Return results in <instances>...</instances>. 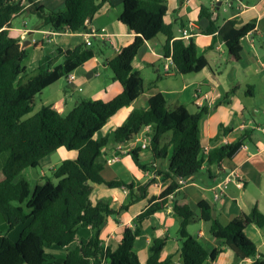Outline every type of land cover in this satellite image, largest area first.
Instances as JSON below:
<instances>
[{
  "label": "trees",
  "instance_id": "obj_1",
  "mask_svg": "<svg viewBox=\"0 0 264 264\" xmlns=\"http://www.w3.org/2000/svg\"><path fill=\"white\" fill-rule=\"evenodd\" d=\"M109 0H66L64 9L51 11L29 0L28 12L36 15L44 28L54 33H76L86 29ZM248 0H240L247 2ZM24 0H0V215L7 233L0 231V264H142L134 251L136 240L142 235V224L168 205V199L180 188L179 179L189 180L206 163L209 167L231 159L241 148L243 140L209 152L205 158L200 141L201 114H191L184 106L171 108L161 94L152 97L148 109H136L118 127L113 139L95 140L96 133L123 108L134 102L136 94L144 90L143 80L133 70V62L145 43L163 35L166 37L164 56L172 58L176 72L182 76L197 74L208 66L204 52L193 40L175 38L174 24H167V0H123L120 21L135 34L132 44L107 62L123 93L110 102L82 100L69 114L61 115L51 106H43L34 116L23 120L33 111L34 99L48 87L67 78L77 68L94 58L93 49L80 44L72 50L58 53L62 64L52 68L49 56L41 60L38 72L26 79L28 52L21 41L10 36L14 17L24 13ZM206 18L204 35H215L224 43L232 59H241V41L256 30V20L238 28L236 20L227 21L221 28L204 7L199 19ZM152 128L151 147L155 160L167 158V150L160 147L162 138L170 134L167 147L172 149L167 171H155L156 177L144 185L126 184L120 180L107 181L102 177L106 166L103 150L111 143L127 144L144 128ZM77 152L74 160H64L50 179L32 186L23 177L28 169H36L41 161L59 149ZM136 167L147 171L151 166L140 162L139 151L130 153ZM157 177L170 181L159 196L152 197L147 207L135 219L134 226L124 229L121 243L115 250L106 248L101 239L102 228L109 217H117L133 204L145 200L148 189ZM92 184L109 189H125L128 200L119 210L100 201L92 205L89 198ZM172 212L182 219L178 236L182 257L188 264L214 262L220 251L209 253L188 232L197 221L210 225V234L233 252L240 260L256 259L258 249L246 235L253 222L264 228V215L255 212L253 218L239 217L224 226L213 215L206 202L198 205L200 215L186 205L171 203ZM20 228L19 235L13 232ZM81 229H88L87 238H77ZM167 239H154L153 251L144 264H174L173 256L161 260ZM50 250H66L58 257ZM253 264H264L257 258Z\"/></svg>",
  "mask_w": 264,
  "mask_h": 264
},
{
  "label": "crops",
  "instance_id": "obj_2",
  "mask_svg": "<svg viewBox=\"0 0 264 264\" xmlns=\"http://www.w3.org/2000/svg\"><path fill=\"white\" fill-rule=\"evenodd\" d=\"M38 7L44 6L51 11L64 9L66 0H32ZM168 15L172 10L177 12L174 24L175 38L176 27L185 29L193 25L194 36L190 39L195 42L198 49L204 52L208 66L197 74L186 76L178 75L175 67H170L168 72L165 66L169 63L164 56V36L158 44L159 35L154 40L147 42L139 50L133 62V70L138 72L143 80L144 90L134 97L131 106L120 110L94 139H113L115 130L120 127L136 109H148L149 100L161 94L168 106H184L191 114H201L199 122V137L206 158L209 152L234 144L243 140L241 148L231 158L224 160L220 165H203L201 171L187 180L174 195L168 199V205L158 211L142 224V235L136 240L134 251L139 256L142 264L146 263L153 251L154 239H167V244L162 252L161 260L173 256L174 264H188L182 257L178 231L182 219L172 212L171 203L188 206L199 217L198 205L206 202L210 205L213 215L224 226L239 217L253 218L254 213L264 215V0H248L240 2L235 0H167ZM219 2L222 4L219 6ZM26 7L24 13L17 15L11 22L10 36L21 41V45L31 39L26 45L27 52L32 51V71L27 70L26 79L35 75L44 56L51 59L54 68L63 62V57L58 53L72 50L83 43L84 35L91 29H105L110 36L105 40L95 38L92 40L91 49L94 58L77 68L72 75V81L63 78L51 88L61 82L57 88V95L46 101L45 106H51L61 115L69 114L82 100L110 102L123 93L120 82L113 79L112 72L107 62L119 55L122 49L133 43L135 34L121 23V13L117 7L123 5V0H109L103 4L100 11L87 24L86 29L76 33H54L37 23L34 27H26V21L16 25L15 21L28 12L29 0H24ZM171 7V8H170ZM204 7L221 28L227 21L236 20L240 28L252 20H256L254 34H249L241 41V59L236 62L230 56L224 43L215 35H204L201 31L208 26L206 18L199 19L201 8ZM69 37L63 46L51 50L46 54L51 43L56 39ZM176 76V77H175ZM174 78L179 79V85ZM49 88V87H48ZM47 88V89H48ZM46 90V89H45ZM43 94V91L42 93ZM262 114H259L261 113ZM152 131V128H151ZM143 130L136 135L129 146L132 153L139 151L140 162L144 166H151L147 171L138 169L129 154L120 156L114 163L107 164L102 172V177L107 180H120L126 184L134 183L144 185L156 177L155 171H167L172 149L168 148L169 136L165 135L160 147L167 150V158L155 160L151 144L147 149H142L144 139ZM117 145L111 143L103 150L104 159L110 158ZM107 176H104V173ZM170 184L157 177V182L149 187L145 200L133 204L127 211L117 217H109L102 228L101 239L104 246L115 250L121 243L125 228L134 226V219L145 210L149 200L159 196ZM94 185V184H93ZM92 186L89 201L96 205L100 201L109 203L112 210H119L128 200L125 189H109L104 185ZM222 188L219 199L215 198L214 190ZM3 220V218H2ZM4 221V220H3ZM5 224V222H4ZM188 232L196 238L205 249L211 253L217 249L219 256L214 262L206 264H253L257 258L264 259V228H259L255 222L248 226L246 235L255 243L258 249L256 259L240 260L235 252L225 247L221 240H216L210 234V225L197 221L188 226ZM6 224L0 231L6 232ZM14 234V232H13ZM112 244H116L115 247Z\"/></svg>",
  "mask_w": 264,
  "mask_h": 264
},
{
  "label": "rangeland",
  "instance_id": "obj_3",
  "mask_svg": "<svg viewBox=\"0 0 264 264\" xmlns=\"http://www.w3.org/2000/svg\"><path fill=\"white\" fill-rule=\"evenodd\" d=\"M205 3H208L211 0H203ZM169 4V6H171V2L167 1V5ZM171 8V7H170ZM117 11L119 13H123V5L117 7ZM177 18V12L175 11V13L171 10L166 21L173 23L174 20ZM23 21H26L27 26L26 27H34L37 23H41L42 21L36 16V15H24L21 18H18L17 21H15L16 25L21 26L20 24H22ZM176 26V25H174ZM176 31L178 34L179 33V28L176 27ZM163 35H159L158 40L155 41V43L158 44V42L163 39ZM69 37H62L59 38L58 40L56 39V42L51 43L49 45V49H47L45 52L46 54L50 53L51 50H54L56 48H58V46H63L64 45V41L69 40ZM33 53L31 50H29L28 52V59L26 60V62L24 63V65L27 67V70L29 72L32 71L33 67V57H32ZM109 73H111L112 71L109 69L108 70ZM113 74V72H112ZM179 74H176V76L178 77ZM175 76V77H176ZM113 79H114V75H113ZM180 78H174V81L176 82L177 85H179ZM63 84V82H61L60 84H58L57 86L54 87H49L48 89L43 91V94H39L35 97L34 99V106H33V111L24 116L23 120H26L32 116H34L43 106L46 105V101L50 99L51 97H55L57 95V88L60 87ZM259 114H262L259 113ZM168 136H170V134H167ZM77 158V152L75 151H71L68 152L67 150L61 148L58 151H56L55 153L49 155L48 157H46L44 160L41 161V164L38 168L36 169H28L23 173V177H25L27 180H29L32 184V186H35V184L38 183H45L48 179H50L54 184H57V180H55L53 178V171L64 161V160H74ZM104 176H107V173H104ZM1 178V176H0ZM93 185V184H92ZM94 187H99L97 185H93ZM5 224L4 221L2 220V216L0 215V230L2 228H4ZM21 232L20 228H17L14 231V235H19V233ZM90 235V231L88 229H81L79 236L77 238V242L81 239V238H87ZM113 247L116 246V244H112ZM262 252H264V249H261ZM50 253H53L54 255L58 256V257H63L66 254V250H50Z\"/></svg>",
  "mask_w": 264,
  "mask_h": 264
},
{
  "label": "built area",
  "instance_id": "obj_4",
  "mask_svg": "<svg viewBox=\"0 0 264 264\" xmlns=\"http://www.w3.org/2000/svg\"><path fill=\"white\" fill-rule=\"evenodd\" d=\"M87 24H88V22L86 23V26H87ZM193 36H194L193 25L189 24V26L187 28L181 29L180 36L178 38H176V39L189 41ZM108 37H110V36L107 34L105 29H102L100 31L99 30H95V29H91L90 31H88L84 35L82 44L85 47L90 48L92 46V40L93 39L98 38V39L105 40ZM167 62L169 64L165 66V71L166 72H168L170 70V67H172V66L174 67L171 57L167 59ZM67 78L70 81L75 79V77L72 74L69 75ZM143 132H145V133H144V139H143V143H142L141 148L142 149H147L149 147V145L151 144V140H152L151 127L144 128ZM132 140L130 142H128L127 144H118L116 146L112 156L106 160V163L107 164L114 163L115 161H117L120 158V156L125 155V154H129L131 152V149H130L129 146L132 144ZM186 183H187V180H184V179H179L178 180V184H179L180 187L184 186ZM222 191H223L222 188H219V187L214 190L216 199L220 198Z\"/></svg>",
  "mask_w": 264,
  "mask_h": 264
},
{
  "label": "water",
  "instance_id": "obj_5",
  "mask_svg": "<svg viewBox=\"0 0 264 264\" xmlns=\"http://www.w3.org/2000/svg\"><path fill=\"white\" fill-rule=\"evenodd\" d=\"M231 2L232 3H234L235 2V0H231ZM222 4V2H219V6ZM30 42H31V39L30 40H28V41H25V43H23L22 44V48H25L26 47V45H28V44H30Z\"/></svg>",
  "mask_w": 264,
  "mask_h": 264
}]
</instances>
